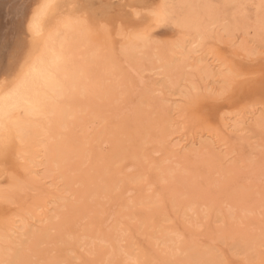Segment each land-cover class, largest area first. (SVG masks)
Masks as SVG:
<instances>
[{
	"label": "rangeland",
	"instance_id": "rangeland-1",
	"mask_svg": "<svg viewBox=\"0 0 264 264\" xmlns=\"http://www.w3.org/2000/svg\"><path fill=\"white\" fill-rule=\"evenodd\" d=\"M243 1H245V0H239V2H242V3H240V5H239V2L229 3L228 5H221L220 4L219 9L217 10V14H214L215 16L213 15V19L210 21V24H209V22H207V24H206V26H207V29L205 32L206 37L204 39H201V40H197V38L195 37V40H197L196 42H195L194 37L192 35L181 33V31H179V29L174 25L162 27L160 29L161 34L159 35L160 39H158V41L160 40L159 42H161L162 46L164 45V43L166 46L164 48L160 45L162 47V51H161V47L158 46V44H159L158 43L157 44L158 47L156 46L153 50H156V49L160 50V51L156 50V51L161 52V53L158 52L159 56L161 54L163 56V57L160 56V58L161 57L164 58V56H167L171 53L172 58H169L171 60V62H169V63L173 64L172 61H174V64H173V66L171 64L166 65V63H164L165 62L164 59L161 58V60H158V59H160L159 56L157 57V55L152 54V52H154V53L156 52V51H152V49L151 50L148 49L151 51V53L148 50H147V53H145V51L142 50L140 53L135 54V56L137 54H139V55H137V58H139L141 53H142V56H140L141 58H144L145 55L147 58H150V56L153 55L154 57L152 56L151 58L155 59V56H156L155 61H152V59L150 58L151 62H154V64L152 63L153 64L152 66L154 67L152 69L150 67V65H151L150 62H147V63H150V65L145 63V61H149V60H145L146 57L144 58L145 61L142 59L143 62L139 58L140 59V60L138 59L140 61V63H139V61L136 59V57L132 58V59H130V58L127 59V58H124L125 56L122 57V54H120V52H119V46L120 45H118V44L123 42V40L121 39V35H118L120 33L119 29L122 28V32H125L129 28L136 25L140 21L139 18H136V16L134 17L132 14H130V12L128 14V10L130 11L129 8L124 7V6H120L118 8H120L122 10H120V9L118 10V8H117V9H114L113 11L108 12L107 14H103L104 16H102V14H101L102 12H100L99 10L96 9V6H94V8L91 9V11L96 10V12L94 13V16H95L94 18L100 17L101 19H99V20L106 22L107 26H109V28L105 27L107 31L104 30L103 34H106V35L110 34L111 35L110 37L108 35V37L111 38V40H112L111 43L114 41L113 43H115L116 45L115 44H112V45L114 46V49L118 50V52H119L116 54L117 56H115V57H117V58H115V62L117 63L118 69H120V70H118V72H120V73L117 72L120 75H118L116 72H113V73H115V75L117 74L116 76H118V77L114 76V74L111 75V73L109 75L107 74L108 79H112V80H110V81L108 80L107 84L108 83L109 84L108 85L106 84V87H105L107 90V91H105V94L106 93L111 94V97H109V99L112 98V96H114L116 94L114 96L115 98L114 97H113L114 99L112 98L113 101L108 99L109 101L107 103L106 98H108V96H110V95L104 94V96H102V97L104 99L106 96V98L103 100L101 97L98 100L99 102L97 101V104H99V105H97V108L99 106H101L102 108L100 107L101 109H99V108L97 109L98 112H97L96 118L93 117L90 119L91 121L89 120L91 123L89 122L88 124H90L92 126V123H93V126L91 127L89 125V127L84 132L81 133L82 136H80V137H82L81 139H83V140H81V141H83V143H81L80 146L76 147L72 151V153H69L72 155V164L70 163L68 165V168H66L67 170L65 169L66 170L65 173H62L63 169H61L60 174H59V172H57L55 174V176H60V177H61V175H63V176L61 178L62 180L59 179V177L57 178L58 180L56 179L57 180L56 182L59 181L58 183H56V185H58V186L55 185L57 187V188H55L56 190H51V191H55V192H53V193L49 192V194H51L50 195L51 197L49 196V194L47 196H49L50 198L45 196L48 192L44 191L43 197L37 198L36 196H33V194H32L33 192L31 193L28 189H26L25 191H28L29 194L27 192H26L27 194L23 193V192H25L24 190L20 191L17 194L19 196L15 197V199H14L15 201L13 204H9V203L0 204V223L1 222L4 223L7 220L10 222L11 220L16 219V220H18V222H17L18 224H20L21 221L26 222V224L27 223L35 224L38 216L43 217V215L46 216L45 225H46V222H48V225H46V228L44 227L45 225L42 226L43 225L42 221L40 223H36V225H35V227H37L36 229H34L35 227H27V231H26L25 235L20 237L21 238L20 241L22 240V242L19 241L20 243H18V245L17 244L8 245L7 248L8 247H10V248H8L7 251H5L6 247L5 248L2 247L4 249V254H5V252H8L9 256H6L8 253L5 254L2 257V260H0V261L5 262V264H29V263L30 264H85V263L86 264H97L98 262H99L98 264H109L111 262H113V263L115 262V264L116 263L117 264H125V263L126 264H138V263L139 264H145V263L149 264L151 261L150 264H154L153 263V260H154L155 264H162V263L163 264H173V263L174 264H180V263L193 264L192 261H194L193 260V258H194L193 253L196 250L195 247H199V245L208 244L211 241V240L209 241V238L211 237L210 235L213 236L215 231H217V230L218 231H217V238L216 239H218V243L222 244L223 242H227L226 246L231 247L232 250H233V248H236V249H234V252H235V250H237L236 252L239 253L237 256V253L230 252L231 251L230 250L229 252L231 254L233 253L232 254L233 256H230V257L233 258L235 256L233 258L235 260H241L238 258H242V261H244L243 263H245L249 260V258H248L249 254H250L249 252L252 251L250 249L249 245L252 244L253 242H259V241L264 240V213H263V211H264V187H263L264 186V183H263L264 171L262 172V170L264 168V166H262V164L264 163V162L262 163V160L264 159V157H263L264 149H262V148H264L263 147L264 146V131H262V130L264 128H261L258 126H249V127L247 126L248 129H246V131H247L246 134H247V137H249L248 140H250L253 143L254 148L256 147L255 149L253 148V145L250 143V141H249L248 145H245V147L240 151H238L239 149L237 150V148H233L232 146H229L230 144L229 145L227 144V147L229 146V148L225 149V147H224L221 152L217 151L221 155L223 154L224 158H222L221 155H219V157H221L222 160L224 159L223 162L220 158L217 157V155H218V153H217V155H215V158L217 160H219L220 162L219 161L217 162L215 159H212V156H211L208 159L210 160V158H211L212 163L210 161H207L208 159L206 160L205 158H203V160H201V161H204V162H202V164L199 163V161H196L198 163V164H196V162H194L193 160L192 161L189 160V163H188V161H185L184 158H182L183 160L181 158L179 159V158H176L174 156H173L174 158H172L173 153H168V152H165L163 150V147L166 146V144H167V140H166L167 137L164 140H162V136H161V134H159V131H160V133L165 132V133H167V135L173 134L170 136V138H173L174 136L179 135V134H182V135L184 134L183 137L188 136L190 134L196 135L197 131H198V134H200L199 133L200 130L202 131L201 133H205L208 131V129H210V130L215 129V128L218 129V127L220 126L222 121H226L228 119H230L232 121L234 118L235 119L240 118L243 115L242 112H244V111H245V115H246L247 112H249V110H252V109H256V108L258 109L259 108L260 110L261 109L264 110V108H263L264 107V100H263L264 99V29H260V26L264 25L263 24L264 20H261V19H264L263 18L264 17L263 16L264 11L262 12V10H264V8H263L264 7V0H262L263 2L260 0L262 3L259 0H246L245 2L249 1L246 4ZM236 3H237V5H236ZM260 4L262 5V7ZM241 5H243V6H241ZM237 6L238 7L240 6V7L238 8ZM231 7H232V9H231ZM236 8H237V11H236ZM259 8H261V9H259ZM240 9L243 11H241ZM116 10L118 11V13ZM259 10L261 11L260 17H258L259 13H260ZM239 11L243 12V14L242 13L240 14ZM222 14H223V16H221ZM214 17H217V18H214ZM118 22H119V28L117 25ZM208 24L210 25V27ZM126 26L129 28H127ZM214 31H215V33H214ZM117 32H119V33L117 34ZM114 33H116L117 35ZM180 35L186 36V37L189 36L191 39L189 37H187V39H185V37L182 38ZM188 39H190V40H188ZM207 39H209V40H207ZM184 40L185 41L187 40V41L184 42ZM183 44H184V46H183ZM189 44H190V46H189ZM193 45H194V47H193ZM185 46L187 48H189V51H188V49H185L187 51V53H185L186 51L183 48ZM191 47H193V48H191ZM163 48L165 50L169 49L170 51L169 50H167V51H168V53L169 52L170 53L166 54L167 52L163 51L164 50ZM178 48H179V50L181 49L182 52H184V54L189 55V53H190V55L191 54L193 55V53H194L196 55V57H201V58L203 56H205V59H209V61H211L212 59H215L216 63H219L221 65L220 69H222V70L220 72L222 74L226 73L225 76L228 75V77H235L236 76V79H237V80L235 79L236 83L234 81L232 82V84L234 83L233 85H236V86L235 87L233 86L234 87L233 88L232 84H229V81L228 82L223 81L224 75H222L220 72H218L217 77H219V79L220 78L221 79L218 80V78L216 77V74H217L216 73L214 75L216 77V80H214V82L211 81V82H213V84H211V82H209V81L212 78L215 79V77L213 76V72H216V71H211V73H212V74H210L211 78H208V77H206L207 74L205 75L204 73L208 72L210 70L209 69L205 70L203 68H200L202 72L205 70L200 75L201 72L199 70V67H197L196 65L198 63V66H201L200 65L201 61H199L197 59H195L194 61L192 59L191 60L189 59L187 62L186 61L182 62L183 67L181 66V68H185L187 70L189 69L188 71L187 70L185 71V69H183V70L179 69L180 67L179 68L175 67L174 65L176 63V59L174 56H176V55H174V51H179ZM172 49H174V50H172ZM190 50H194L195 52L192 53ZM207 50H209V51H207ZM213 51H215L216 53L219 52L220 54L219 53L216 54L214 52L216 54L215 55L213 53ZM148 52L150 54H148ZM163 52H166V53L163 54ZM208 52H210V53L208 54ZM158 53H156V54H158ZM211 53H212V55H211ZM213 54L215 56H218V58L215 57ZM208 56H210V57H208ZM213 56H214V58H212ZM118 59H120V60H118ZM133 59L137 60L138 62H135V63L131 62V61H134ZM156 60L158 61V63L156 62ZM162 60H164V62H162ZM184 62H186V63H184ZM188 62L190 63V66H186L188 64ZM191 62H192V65H191ZM193 62H195V63H193ZM126 63L130 64V65L128 66ZM138 63L140 64V66L139 65L137 66ZM143 63H145V64L143 65ZM132 64H134V67L132 66ZM163 64L166 65V68H164L165 65H163ZM120 65H122V66H120ZM146 65H148V66H146ZM131 66H132V68H130ZM141 66H142V68H141ZM144 66L146 67V70L144 71V73L146 74V72H147V74L146 75L142 74V76H144V83L139 84V82L137 80H135L132 72L133 71L135 72V70H136V72H138L137 74H140V71H137V68L139 67L138 70L141 68L140 69L141 73H143L142 69L144 70ZM160 66L163 69H165L164 71H166V72L164 74L166 76L161 75V74H163V70H162V68H159ZM167 66L170 67L169 68L170 71L172 70L171 74L173 76L170 74L169 69L166 70ZM184 66H186V67H184ZM191 66H193L194 69ZM173 67H175V69H178L179 72L177 70H174ZM133 68H134V70H132ZM148 68L150 71L149 70L147 71ZM196 68H198V69H196ZM125 69H129V71H130L129 74H127L128 70L122 72V70H125ZM195 70H197V72H195V73H197L198 78L200 76L201 77L203 76L204 80H206V81H204L203 78L202 79L199 78L200 81H203L206 84L208 82V84L206 85V89H205L207 94L206 93L204 94L205 90L202 89L205 87L204 86L205 83L202 84L199 81V79H198V81L200 83L196 80L197 77H196V74L194 73ZM175 71H176L177 75L175 74ZM152 72H153V75L151 74ZM156 72H158V73H156ZM173 72H174V74H173ZM178 73H182V75L179 74V76H180L179 77ZM183 73H187L189 75L194 73L195 76H194V74H192L189 77V75L187 76L186 74H183ZM124 74H125V77H124ZM239 74H241V75H239ZM219 75H221V76H219ZM150 76H155V77L158 76L159 77V78H157V81L155 80L156 82H158L157 85H155L156 82L153 81V82H155L154 83L155 87L153 86V82H151L153 80V77H150ZM114 77H115V80L113 79ZM130 77H131V82L129 80ZM187 77H189V78H187ZM127 78H129V79H127ZM224 78H226V77H224ZM163 79H164V81H162ZM126 80H128V81H126ZM239 80H241V81H239ZM127 82H129V84L131 83L132 86L129 85ZM197 83H199V84L197 85ZM214 83H215V85H214ZM201 84L203 85V87H201L202 86ZM209 84H211V88H210ZM149 85H151V86H149ZM198 86H199V88H197ZM131 87H138V88H137V90H136V88H134V90H133ZM144 87H145L144 91H146V93L143 92V89L141 90V88H144ZM147 87H148V89H147ZM151 88H152V90H153V88L157 89V90L156 89L153 90V93H155V94H152V92H151V94L149 93L150 92L149 90H151ZM200 88H201V90H200ZM146 89L148 90V92ZM127 91H129V92H127ZM135 91H137V92L140 91V92L136 93ZM195 91H196V93L198 91H200V92H199V94H195L194 93ZM190 92L194 93L193 95H199V99H197L198 101H194L198 96H196L194 100H193V96H191L192 99L189 98L190 94L192 95V93H190ZM209 92L211 95L212 94L213 95L212 96L209 95ZM133 93H135L136 95L134 94L135 95L134 96ZM201 93H203L205 96L206 95L207 96L205 97L204 95H202V97H201ZM128 95H130V100H129ZM215 95H217L218 97L216 96L217 98H215L214 97ZM256 95H258V96H256ZM143 96L144 97L148 96L147 97L148 99L147 100H146V98L144 99ZM151 96L152 97L157 96V97L152 98ZM180 96H181V98H180ZM208 96H211V97H208ZM224 96H225V98H224ZM117 97L119 98V100L117 99ZM137 97L144 99V100L141 99V101L143 102L144 105H145V101H147L146 104L147 103L149 104V105L147 104L148 107L146 108L145 107L146 105H145L143 108L142 104L137 105V103H139V100H140V99H137ZM149 97H151V99ZM158 97H161L160 100L163 103L160 100L156 101V98L158 99ZM163 97L166 99L164 100ZM182 98H185V100H183ZM187 98H189L190 101ZM152 99H153V101H152ZM178 99H180V100H178ZM101 100L103 102L102 105H100L102 103V102H100ZM136 100L138 101L137 103H135ZM149 100L152 104H154V106L156 105L155 103H157L158 101H160V102H158L159 104L169 105V103H170L172 105H175L173 107H178L179 105L181 106L184 104L183 102H185V101L186 102H192L193 104L190 103V104H192V108H194L193 106H195L194 105L195 103H198L196 108H194L196 110L195 113L198 114L197 115L198 117L194 114L193 115L196 116L195 119H197V120L199 119L200 116L202 118H204V120L202 119V121H203L202 122L201 118H200V123H199V121L195 120L194 123L192 122L189 124H183L181 122L175 123V121L173 122V121L167 120L168 126H167V123L164 124L167 126V127H165V129H166L165 130L164 126L162 125L164 122L160 121V117L159 116L157 117V115H156L157 108L152 107L153 105L150 106L151 104L149 103ZM104 101L107 103V105L105 104ZM164 101H165V103H164ZM115 102H119V103H115ZM112 104H115V105H112ZM125 104H126L127 108L129 109L128 110L129 112L131 111L132 108L134 109L136 107L135 110L138 108V110L136 112L133 110V113L138 112L140 117L143 115L141 113H145L146 110H147L146 114L148 116L150 114L148 112L151 110L150 111L151 112V114H150L151 118L148 116V119L150 118V119L156 120L158 118L159 119L158 121L160 123L158 121H156V125L157 124H160V125H157V127H154L155 125H152V123L155 124V120H154V121H152V123H150L152 126H149L150 124L149 123L147 124V121H145V119L147 120V116H146V118L144 117L146 114H144L141 117V120L138 123L135 122L133 120V117L136 115L135 116L136 118H134V119H136V121H137V119L139 120L140 118H139V116H137L138 114L134 113V115H132V113H130V114H129V112L126 113L127 108H126V110H124V108L126 107V106L124 107ZM105 105L107 108L105 107ZM116 105L117 106L119 105V106L116 107ZM186 105L188 106L189 103L185 104V106ZM261 105L263 107H261ZM149 106L152 107V109L156 108L155 109L156 111L154 112ZM254 106H255V108H253ZM119 107H121V108H119ZM130 107H132V108H130ZM140 107H142L143 109L141 108L142 110L139 111ZM148 108L150 110H148ZM121 109L123 111V114H129V116L127 115L128 117H131V115L133 116L132 119H130V121L131 120L134 121L133 125H132V121L130 123L129 119H126V118H128L127 116L126 117H125V115L121 116V115H123L121 113L122 112ZM194 109H192V110H194ZM117 110L120 113L116 112ZM100 111L103 113H100ZM141 111H144V112H141ZM112 112L116 113L115 116L117 115V113L120 116L118 115V117H115L112 114ZM139 112H141V113H139ZM231 113H232V115H231ZM102 114L105 116L103 119H102V117H103ZM226 116H227V118H226ZM231 117H233V119ZM100 118L102 121H100ZM143 118H144V120H143ZM219 118L220 119L222 118V120H220ZM124 119L128 120V122H127L128 124H124V122L122 121L121 125L122 126L129 125V123H130L129 126H124V127H127V129L126 128L123 129L122 126H119L120 121L124 120ZM150 119H149V122L151 121ZM223 119H226V120H223ZM117 120H119V121H117ZM126 120H125V123H126ZM141 121H143V122L145 121L144 123L147 124V126L149 128L147 130H149L148 131L149 133L143 132L144 128L147 127L146 124H145V127H143L141 130V127H140ZM117 122H119V124ZM207 122H209V123H207ZM115 123H116V125H115ZM134 123H135V129L136 130H134ZM136 123L138 125H136ZM194 124H195V126H193ZM241 124L243 125V123H240L239 125H241ZM113 125H114V128L116 126L115 130L120 128L119 131L120 132L122 131L121 133H124V135H122L119 131L115 132L114 129H112V130L116 134L111 135V133H113V131H111V128L113 127ZM169 125H172L173 127H171ZM158 126H160V127L158 128ZM117 127H119V128H117ZM136 127H138L141 131ZM150 127H151L153 134L150 131ZM152 127L155 128V130ZM170 127H171L172 131L169 129ZM192 127L195 130H192L191 129ZM131 128H132V130H131ZM156 128H157V130H156ZM260 128H261V130H260ZM158 129H159V131H158ZM167 130L171 134L168 133ZM131 131H133V132H131ZM134 132H138V133L135 135ZM155 132H157V133L155 134ZM187 132H188V134H187ZM126 133H128V134H126ZM125 134H126V136H128L127 139H125L126 138ZM148 135H150L151 137H148ZM152 135L157 136V137L160 136L159 138H161L160 140H162V141L160 142L159 138L152 137ZM111 136H113V138H111ZM137 136H138V138H136ZM132 137H133V139H132ZM84 138H86V139H84ZM140 138H142V139L140 140ZM143 138H145V139H143ZM146 139H147V141L145 142ZM150 140H154L155 144L152 141L148 142ZM138 141H139V144H138ZM155 141H157V142H155ZM119 142H120V144H119ZM159 142H160V144L162 142L163 143L160 145V144H158ZM110 143H112V144H110ZM136 143L138 144V147H137ZM150 143H152V144H150ZM115 144L118 146L116 147ZM142 144H143V146H142ZM156 146L158 147V149ZM259 146L261 147V149ZM115 147H116V149H115ZM150 147L153 149H151ZM230 147H231L232 151L230 150ZM112 148H114V149H112ZM131 148L132 149L134 148L133 151H130V150H132ZM138 148L139 149L142 148V151L145 150L146 152L148 151L149 153L148 152L146 153L145 151L142 152ZM246 148H248V149L245 150ZM154 150L157 151L156 152V153H158L157 155L154 152ZM228 150L231 152H229ZM234 150H237V151H234ZM248 150H249V152H248ZM262 150H263V152H262ZM151 151L153 152V154L154 153L155 154L153 155ZM223 151H225V152H223ZM255 151L256 152L259 151L260 154L258 152L256 153ZM130 152H133V153H130ZM140 152L143 154H141ZM164 152H165V154H164ZM238 152H240L239 155H237ZM245 152L248 154V156H247V154H245ZM161 153H162V156H161ZM249 153H250V155H249ZM131 154H136V155L132 156ZM142 155H143V157H142ZM166 155H167V157H166ZM246 156H247V158H246ZM151 158L153 160H150V162L147 163L149 161V159H151ZM139 159L140 160L142 159L143 161L142 160L140 161ZM204 159L207 161V163ZM186 160H188V159H186ZM145 161H147L145 163L146 166L142 163ZM192 162H194V164ZM215 162H217L218 164L220 163V164L219 165L217 163L215 164ZM259 162L261 163L260 167L257 166V165H259ZM245 163H247L248 165H246ZM139 164H141V165H139ZM212 164H215V165L211 167ZM251 164H252V166H251ZM255 164L257 166V169H259V171L257 169L253 170ZM127 165H128V167H127ZM129 165H130V167H129ZM163 165L164 166L166 165V167L163 168ZM220 165L222 168L220 167ZM215 166L218 168L213 169V168H215ZM261 166L263 167L262 170H260ZM138 168H139V170H138ZM162 168L165 169V171L162 170ZM68 169H72V170L68 171ZM156 169L158 171H156ZM152 170H154V171H152ZM166 170H167V172H166ZM252 171H254V173L256 172V175H258L260 173L259 174L260 181H259V179L258 180L256 179L257 176H255L254 173L252 174ZM164 173L166 174V176ZM161 174H162V176H161ZM64 175H66V176L64 177ZM262 175H263V177H262ZM140 176H141V178H140ZM254 177H256V178H254ZM129 178H130V181H129ZM256 181L260 187L257 185V183L256 184L254 183ZM258 181L263 183L262 187ZM107 182H108V184H107ZM137 182H139V183H137ZM147 184H148V186H147ZM170 184H172L174 187ZM167 185H168L169 189L166 187ZM128 187H130V188L132 187L134 189L133 190L131 188L132 192L131 191H130L131 193L128 192L129 194L125 192ZM140 187L143 189L142 190L143 192L141 191V193H135V192H138L139 190H141ZM161 188H163V189H161ZM144 189H146V190H144ZM174 189H176V194H174V196H173L172 194L175 192ZM123 190H125V191L123 192ZM164 190H166V191H164ZM170 190H171V192H170ZM118 191H120V192H118ZM55 193H56V195H55ZM23 194H26V197L23 200H21L20 196ZM139 194H141L140 196L142 198L139 196ZM133 195H137V197H135ZM122 197H124L125 201L122 199ZM132 197L134 200L131 199ZM34 198L36 199L35 200L36 202L33 200ZM43 198H45V199H43ZM48 198H49L48 202L47 203L44 202V200H46ZM119 198H121V199L118 200ZM128 199L130 200V202ZM142 199H144V200H142ZM156 199H158L159 201ZM141 202H142V204H141ZM147 202H150V204L149 203L147 204ZM180 202H182V204ZM116 203H118L119 205H117ZM47 204L49 206L46 209V213H44L45 211L43 209H45L46 207H43V206H45ZM113 206L116 208H114ZM94 207H96V209ZM51 208H53V209H51ZM109 210L110 211L112 210L114 214L112 213L110 216L108 214V213H111ZM47 211H49V213H47ZM81 212L84 214L82 215ZM124 212L126 213L125 215H124ZM142 212L143 213L145 212L144 216L142 215L143 214ZM117 213H118V215H116ZM40 214H42V215H40ZM47 214L52 215L53 218ZM55 214L57 216H55ZM86 214H88V215H86ZM127 214H128V216H127ZM105 216H106V218L109 217V219H108L109 221H107V219H105ZM120 216H121V218H119ZM156 217L159 218V221L157 220L158 218H156ZM212 219H213V221H212L213 229H212V227H210L212 224V223H210ZM104 221L108 222V224H105V226L103 225L105 223ZM116 221H117V223H116ZM110 222L111 223L113 222L114 225L111 224ZM76 223H77V225H76ZM40 225H41V227H40ZM73 225L78 226L79 229H77ZM106 225H108V226H106ZM183 225H185V226H183ZM102 226L104 227V229L102 228ZM133 226H134V228H133ZM229 226L231 229L228 228ZM243 226H247L246 227L247 230H243V231L238 230V229L242 228ZM73 227H74V229H73ZM184 227H185V229H184ZM216 227H217V229L215 230L214 228H216ZM219 227H220V229H218ZM186 228L188 230H186ZM208 229L209 230L211 229V231H213V232H211V231L209 232ZM189 231H190V235H189ZM194 231H196V233H194ZM72 233H73V235H72ZM204 233L206 235H202ZM187 234H188V236H187ZM192 234H193V236H192ZM71 235H72V237H71ZM194 235H197V236L194 237ZM178 236H180V237L178 238ZM184 236H185V238H184ZM208 236H210V237L207 238ZM189 237L191 239L190 241H189ZM205 237H206V240H205ZM197 238L199 239L200 242L201 241L202 242L200 243ZM202 239L204 240V242ZM192 240L193 241L196 240V241L192 242ZM187 242H188V244H190L189 246H188ZM192 243H194L195 245L192 246L193 245ZM147 244L151 245L152 247L147 245ZM184 245H185V247H181ZM247 245L249 246V248ZM13 247L17 250L16 251H15V249L13 250ZM16 247H18V248H16ZM146 247L152 248V250L147 249ZM144 248H145V250H144ZM242 248H246V249L243 250ZM138 249H140V251H138ZM193 249H194V251H193ZM239 249H240V251H238ZM247 249H249V250H247ZM11 250H13V251H11ZM172 250H173V252H172ZM68 251H69V253H68ZM155 251H156V253H155ZM178 251H180V252H178ZM138 254H141V255L138 256ZM127 255H129V256H127ZM132 255H134V256H132ZM5 256L7 257V259ZM76 256L79 258H77ZM135 256H137V258ZM150 256H152L154 259H152V260L149 259ZM244 256H246V258H248L246 261H245L246 258L243 260ZM85 257H86V259H85ZM129 257H131V258L133 257L132 260H128V259H130ZM139 257H141V258H139ZM147 259L149 260V262H147L148 261ZM26 260H27V262H26ZM103 260L104 261L107 260L109 263L107 261L105 263ZM139 260H142L141 263L139 262ZM167 260H169V261H167ZM54 261H56V262H54ZM82 261H84V262H82ZM89 261L91 263H89ZM170 261H173V263ZM113 263H111V264H113ZM2 264H4V263H2Z\"/></svg>",
	"mask_w": 264,
	"mask_h": 264
},
{
	"label": "bare ground",
	"instance_id": "bare-ground-1",
	"mask_svg": "<svg viewBox=\"0 0 264 264\" xmlns=\"http://www.w3.org/2000/svg\"><path fill=\"white\" fill-rule=\"evenodd\" d=\"M245 1H243V2H245ZM38 2H39V0H0V99H2V101H3L4 105H5L6 110L11 113V121L9 123V130H10V135H11V142H10V144L5 149H3L2 154H0V204H2V203L13 204L14 201H15L14 200L15 197H18L19 196L17 194L20 191H23V190L25 191L26 189H28L31 193L33 192L32 193L33 196H36L37 198L38 197H43L44 191L45 192H48L45 195L46 197H49L51 195V194H49V192L50 193L55 192V191H51V190H56L55 188H57L56 186H58V185H56V183L59 182V181L56 182L58 180L57 178L59 177V179H61L62 176H63V175H61V177L60 176H55V174L57 172H59V174H60L61 169H63V172L62 173H65L66 170H67L66 168H68V165L70 163L72 164V155L69 154V153H72V151L76 147L80 146L81 143H83V141H81L83 139H81L82 137H80V136H82L81 133L84 132L89 127L90 124H88V123L91 121L90 119L93 118V117L96 118L97 112H98L97 109L98 108L99 109L102 108L101 106H99L97 108V105H99V104H97V101L102 96H104L105 91H107L106 88H105L106 87V84H107V81L108 80L109 81L112 80V79H108L107 74L109 75L111 73V75L114 74V76H116L118 73H120V72H118V70H120V69H118L117 63L115 62V58H117L115 56H117L116 55L117 53L120 52V54H122V57L125 56L124 58H127V59H129V58L132 59V58H135L136 57V59L138 60L140 58L141 61L143 62V60L146 57V55H145L144 58H141L140 57V56H142V53H141V55L139 56V58H137V55H139V54H137L136 56H135V54L136 53H140L142 50L145 51V53H147V50L148 49H150V50L152 49V51L159 50V49H156V50H153V49L157 46L158 43H159L158 46H160V45L162 46L161 42H159L160 40L158 41V39H160L159 38V35L161 34L160 33V29L162 27L169 26V25L176 26L179 29V31H181V33H185V34H188V35H192L194 37V40H195V37L197 38V40L204 39L206 37L205 36V32H206V29H207L206 24H207V22H209V24H210V21L213 19V15L214 14H217V10L220 7L219 5L220 4L221 5H228L229 3L239 2V0H52V4H51V8H50L49 13L47 14L46 18L43 19L40 27L38 29H35V32H38L39 34H30L29 31H28V29H27L28 19H29V16L32 14L33 8L37 5ZM247 2H249V1H247ZM247 2H245V4ZM240 3H242V2H239V5H240ZM236 5H237V3H236ZM94 6H96V9L97 10H99L100 12H102L101 13L102 16H104L103 14H107L108 12L113 11L114 9H117L120 6H124V7H127V8L130 9V11L128 10V14L130 12V14H132L134 17L136 16V18H139L140 19V21L136 25L132 26L131 28H129V27L126 26L127 28H129L127 31L122 32V28H120L119 29L120 33L117 32V34L119 33L118 35H121V39L123 40V42H121L120 44L117 43L118 45H120L119 46V52H118V50L114 49V46L112 45V44H115V43H113L114 41L111 43L112 40H111V38H109L111 35L108 34L109 35V37H108V35L103 34L104 33V30H106L105 27H108L109 28V26H107V23L104 22V21H100L99 20V19H101L100 17L94 18L95 17L94 16V13L96 12V10H92L91 11V9L94 8ZM241 6H243V5H241ZM261 7H262V5H261ZM119 9L120 8H118V10ZM231 9H232V7H231ZM259 9H261V8H259ZM120 10H122V9H120ZM236 11H237V8H236ZM241 11H243V10H241ZM241 11H239V13L240 14L241 13L243 14V12H241ZM263 11L264 10H262V12ZM117 13H118V11H117ZM260 15H261V11H260L258 17H260ZM221 16H223V14ZM214 18H217V17H214ZM261 20H264V19H261ZM117 25H118V28H119V22L117 23ZM209 27H210V25H209ZM260 29H264V25L260 26ZM214 33H215V31H214ZM114 34H116V33H114ZM181 37L182 38L185 37V39H187V37H189V36H187V37L186 36H181ZM190 39H188V40H190ZM197 40H195V42ZM207 40H209V39H207ZM186 41L184 40V42H186ZM165 46L166 45L164 43V45L162 47L165 48ZM183 46H184V44H183ZM189 46H190V44H189ZM162 47H161V51H162ZM193 47H194V45H193ZM193 47H191V48H193ZM183 48H184V50L185 49H188V51H189V48H187L186 46L183 47ZM174 49H172V50H174ZM61 50L64 53L65 59L63 61L57 63V60H56V57H55L54 53L59 52ZM150 50H148V51H150ZM167 50H169V49H167ZM167 50L164 49L163 51H166L167 53L166 52H163V54L164 53L169 54L170 52L168 53ZM178 50H179V48H178ZM180 50L179 51H174V55H176V56L173 55L175 57V59H176V63H175L174 66L175 67H178V68L180 67L179 69H182V70L185 69V68H181L183 61H186L187 62L189 59L190 60L192 59L193 61L195 59H197V60L201 61V63H200L201 66H198V63L196 62L197 63L196 66L199 67V70L201 72L200 75L205 70H208L209 69L210 71L204 73L205 75L207 74L206 77L211 78V75H210V74H212L211 71H216V72H213V76L217 73L216 74V77H217L218 72H220L222 70V69H220L221 68V65L219 63H216V60L215 59H212L211 61H209V59H205V56H203L202 58L201 57H196V55L193 53V52H195L194 51L195 49L194 50H190L193 53V55L192 54L190 55V53H189L190 56L188 54H184V52H182V50L181 51ZM159 51H156L155 53L152 52V54L157 55V57H158L159 56V53H161ZM207 51H209V50H207ZM214 52L215 51H213V53ZM150 53H151V51H150ZM150 53L148 52V54H150ZM156 53H158V54H156ZM185 53H187V51ZM209 53L210 52H208V54ZM217 53H219V52H217ZM30 55L33 57L32 61H31V65L28 66V67H25L24 70L21 71V66L24 65V62L29 58ZM171 55L172 54L170 53L169 55L164 56V58H162L163 56L161 54L160 55V56H162L161 58L165 60V62H164V60H162V62L166 63V65L171 64V63H169V62H171V60L169 59V58H172ZM211 55H212V53H211ZM152 56H150V58ZM160 56H159V58H160ZM214 56L212 58H214ZM208 57H210V56H208ZM215 57L218 58V56H215ZM150 58H147L146 57L145 60H149V61H145V60L144 61H145V63L150 62L151 65H150V63H147V64H149L150 67H151V69H152V68H154L152 66L154 64V62H151ZM161 58L160 59L157 58V59L158 60H161ZM151 59H152V61H155L156 56H155V59H153V58H151ZM118 60H120V59H118ZM133 60L134 61H131V62H134L135 63V62H138L139 61V60L137 61L135 59H133ZM156 62L158 63L157 60H156ZM172 62L174 64V61H172ZM186 62H184V63H186ZM139 63H140V61H139ZM139 63L137 64V66L138 65L140 66ZM145 63H143V65ZM193 63H195V62H193ZM173 64H171V65L173 66ZM127 65L129 66L130 64H127ZM163 65H165V64H163ZM166 65L164 66V68H166ZM191 65H192V62H191ZM120 66H122V65H120ZM132 66L134 67V64H132ZM132 66L130 68H132ZM146 66H148V65H146ZM161 66L159 68H162L163 67V66L162 67ZM169 66H167V69L166 70H168L171 67V66L170 67ZM186 66H190V63L188 62V64ZM186 66H184V67H186ZM175 67H173L174 70H177L178 71V69H175ZM191 67H193V66H191ZM138 68H137V71H140V74H137L138 72H136V70H135L136 73L134 71L132 73L134 75L135 80H137L139 82V84L140 83H144V76H142V74H145L144 71L146 70V67L144 66V70L142 69L143 73H141V70H140L142 68V66H141V68L139 70H138ZM200 68H203L205 70L202 72ZM193 69H194V67H193ZM196 69H198V68H196ZM126 70H128V73L127 72L126 73L129 74V72H130L129 69L122 70V72L123 71H126ZM132 70H134V68ZM148 70H149V68L147 69V71ZM162 70H163V74H161V73L160 74L161 75H165L164 74L166 72V71H164L165 69L162 68ZM186 70L187 69H185V71ZM169 71H170V69H169ZM171 71H170V74L172 73ZM113 72H116V73L118 72V73L115 75V73H113ZM195 72H197V70H195L194 73ZM156 73H158V72H156ZM194 73H192V74H194ZM146 74H147V72H146ZM151 74L153 75V72ZM173 74H174V72H173ZM175 74H176V71H175ZM179 74L182 75V73H178V76H179ZM183 74H186L187 76L189 75L187 73H183ZM192 74H190V75H192ZM195 74H196V77H197L198 76L197 73H195ZM195 74H194V76H195ZM53 75L55 76V79L52 78ZM118 75H120V74H118ZM190 75H189V77H190ZM222 75H224V77H226V78L223 77V79H224L223 81H226V82L229 81V84H232L233 81L236 83V80H237L236 79V76L235 77H228V75L225 76L226 73L225 74H222ZM239 75H241V74H239ZM219 76H221V75H219ZM116 77H118V76H116ZM124 77H125V74H124ZM150 77H153V80L151 82H153L155 80L157 81V78H159L158 76L157 77L150 76ZM189 77H187V78H189ZM216 77H215V79L212 78L209 82H211V81L214 82V80H216ZM199 78L202 79L203 76L202 77L200 76ZM199 78L197 77L196 80L198 81ZM217 78H218V80L221 79V78L219 79V77H217ZM113 79L115 80V77ZM127 79H129V78H127ZM200 79H199V81H200ZM129 80L131 82V77H130ZM203 80H204V78H203ZM126 81H128V80H126ZM162 81H164V79ZM204 81H206V80H204ZM239 81H241V80H239ZM155 82H153V86L154 87L158 83V82H156V84L154 85ZM200 82L202 84L205 83L203 81H200ZM213 82H211V84H213ZM127 83L129 84V82H127ZM199 83H197V85ZM207 84H208V82H207ZM207 84L205 83V85H204L205 87L202 88V89L205 90ZM211 84H209L210 85V88H211ZM233 84H232V87L233 86L235 87L236 85H233ZM129 85H131V83ZM214 85H215V83H214ZM149 86H151V85H149ZM201 87H203V85ZM131 88L133 90H134V88H136V90H137L138 87H131ZM197 88H199V86ZM142 89H143V92L146 93V91H144L145 87L144 88H141V90ZM147 89H148V87H147ZM154 89H156V88H153V90ZM153 90L151 88V90H149L150 91L149 93L151 94V92H152V94H155V93H153ZM200 90H201V88H200ZM127 92H129V91H127ZM135 92L136 93H139L140 91L139 92L135 91ZM147 92H148V90H147ZM199 92L200 91H198L196 93V91H195L194 93L195 94H199ZM190 93H192V92H190ZM194 93H192V95L190 94V96L189 95L188 96L191 99H192L191 96H193V100L195 99L196 96H198L194 100V101H198L197 99H199V95H193ZM205 93H206V90L204 91V94ZM106 94L108 95L109 93H106ZM134 94L135 93H133V95ZM204 94L201 93V97ZM109 95L110 96H108V98H106V96H105V98L107 99V103H108L109 100H112V98L116 94L114 96H112V98H110V99H109V97H111V94H109ZM209 95H211L210 92H209ZM45 96H47V97L50 98V102L48 103L47 108L45 109V111L43 112V114H35L34 110L37 107L38 102L43 97H45ZM128 96H129V100H130V95H128ZM211 96H208V97H211ZM216 96L217 95H215L214 97L217 98L218 96L217 97ZM256 96H258V95H256ZM147 97H144L143 96V98L144 99L146 98V100L148 99ZM151 97H149V98L151 99ZM154 97H157V96H153L152 98H154ZM143 98L137 97V99H140V100H139V103H137L138 102L137 100L135 101V103H137V105L138 104H142L143 105V108L146 105L145 107L147 108L149 104L147 103L148 104L147 105L146 104L147 101H145V105H144L143 102L141 101V99L144 100ZM160 98L161 97H158V99L156 98V101L157 100H160ZM180 98H181V96H180ZM189 98H187V99L189 100ZM224 98H225V96H224ZM102 99H103V97H102ZM117 99L119 100L118 97H117ZM165 99L166 98H164V100ZM182 99L185 100V98H182ZM178 100H180V99H178ZM152 101H153V99H152ZM160 101H158V102H160ZM100 102H102V100ZM119 102H115V103H119ZM158 102L155 103L156 105L154 106V104H152L150 102V100H149V103L151 104L150 106L153 105L152 107H156L157 108V113L158 114L156 113V115H157V117L158 116L160 117V121L164 122L162 124L164 126V129H165V127L168 126L167 120L168 121L170 120V121H173V122L175 121V123H177V122L180 123L181 122L183 124H189V123H192V122L194 123L195 120H197V119H195V117L198 114L195 113L196 110L194 108H196V106H197L198 103H195L194 102L195 103L194 104L195 106H193L194 108H192V104H193L192 102H186L185 101V102H183L184 103L183 105H181V106L179 105L178 107H173L175 105H172L170 103H169V105H167V104L165 105V104H159ZM107 103L105 102L106 105H107ZM164 103H165V101H164ZM187 103H189V105L188 106L186 105L187 106L186 107L185 104H187ZM190 103H192V104H190ZM102 104H103V102L100 105H102ZM106 105H105V107H106ZM112 105H115V104H112ZM118 106L116 105V107H118ZM125 106H126V104L124 105V107ZM132 107H130V108H132ZM152 107H150V108L152 109ZM261 107H263V106L261 105ZM119 108H121V107H119ZM126 108H127V106L124 108V110H126ZM135 108L134 109L132 108L130 112L128 111L129 109L127 108V112L126 113L129 112V114L132 113V115H134V113L138 110V108L136 110H135ZM141 108L142 107L139 108V111L143 109V108L142 109ZM156 108H154L152 110L155 112L156 111L155 110ZM253 108H255V106ZM122 109H121V111H122ZM192 109H194V110H192ZM118 110L116 112H119ZM133 110L135 111L134 113H133ZM148 110H150V109L148 108ZM150 111L148 113L151 114ZM141 112H144V111H141ZM141 112H139V113H141ZM146 112H147V110H146ZM146 112L145 113H141V114L144 115V114H146ZM100 113H103V112L100 111ZM121 113L123 114V111ZM112 114L115 116L116 113L115 112L114 113L112 112ZM129 114H123L121 116H124L125 115V117H126L127 115L129 116ZM135 114H138V112L135 113ZM150 114L148 116L151 118V115ZM193 114L196 115V116H194ZM242 114L243 115L240 118H238V119H235L234 118L235 120L233 119V117H231L233 119L232 121L230 119H228V120L223 119V120H226V121H222L221 124H220L221 127L219 126L220 128L218 127V129L217 128L211 129V130L208 129V131L205 132V133H201L202 131L200 130L199 131L200 134H198V131H197V134L196 135H191L190 134L191 136L188 135L189 137L188 136L183 137L184 134L182 135V134H179L178 133L179 135H176L173 138H170V136L173 135V134H171L169 132L170 130L172 131V129H171V127H173L172 125H169V126H171L169 128L170 130L169 129H168L169 131L167 130L168 133L171 134V135L168 134L169 136L165 132H161L160 133V131L158 129L159 134H161V136H162V140H164L167 137V139H166L167 140V144H166V146L163 147V150L165 152H168V153H173L172 158H174V157L179 158V159L180 158L181 159L184 158V160L185 161H188V163H189V160H191V161L193 160L194 162L199 161V163L202 164V162H204V161H201V160H203V158H205L207 160L211 156H212V159H215L218 162L219 160H217L215 158V155H217V153H218L217 157L222 160V158H224V156H223V154L221 155L219 152H221L224 147L226 149V148H229V146H232L233 148H237V150L239 149L238 151H240V150H242L245 147V145H248V143H249L250 140H248L249 137H247V134H246V132H247L246 129H248L247 126L248 127L249 126H258V127L264 128V110L263 109L260 110L259 108L258 109L256 108V109L249 110V112H247L246 115H245V111L242 112ZM118 115L119 114L117 113V115L115 117H118ZM132 115H131V117H128L127 116L128 118H126V119H129V122L130 123L132 121V120L130 121V119H132V117H133ZM231 115H232V113H231ZM135 116L133 117V120L138 123L141 120V117L142 116L140 117L139 114H138L137 116H139L140 119L139 120L137 119V121H136V119H134V118H136ZM146 116H147V114L144 117L146 118ZM148 116H147V120L145 119V121H147V124L148 123L150 124L155 119H150L149 118L151 120L149 122ZM104 117L105 116L103 115L102 119ZM200 118H201V121H202V119L204 120V118H202L200 116L199 119L197 120V121H199V123H200ZM222 118L221 119L219 118V119L222 120ZM226 118H227V116H226ZM126 119L121 120L120 121V124H119V122H117L119 124V126H122L121 125V122L122 121L124 122V124H128L127 123L128 120H126ZM125 120H126V123H125ZM143 120H144V118H143ZM158 120L159 119L157 118L155 120V124L152 123V125H155L154 127H157V125H160V124H157L156 125V121H158ZM100 121H102L101 118H100ZM117 121H119V120H117ZM134 121H132V125H133V122ZM144 122L143 121L140 122V125L141 126L140 125L139 126L141 127V130H142L143 127H145V124L146 123H144ZM130 123H129V125H130ZM137 123H136V125H138ZM166 123H167V126L164 125ZM207 123H209V122H207ZM240 123H243L244 126L242 124L239 125ZM147 124H146V126H147ZM115 125H116V123H115ZM129 125H124V126H129ZM152 125L150 124L149 126H152ZM92 126H93V123H92ZM124 126H122L123 129L124 128L127 129V127H124ZM193 126H195V124ZM159 127L160 126H158V128ZM117 128H119V127H117ZM136 128H138V127H136ZM261 128H260V130H261ZM112 129H114L115 132H117V131L120 130V128L117 129V130H115L116 129V126L114 128V125L111 128V131H113ZM145 129L146 130L149 129L148 126L146 128H144V130ZM153 129L155 130V128H153ZM191 129L192 130H195L193 127ZM131 130H132V128H131ZM134 130H136L135 129V123H134ZM144 130H143V132H148L149 131V130H147V131L146 130L144 131ZM156 130H157V128H156ZM114 131H113V133H111V135H113V134L115 135L116 134V133H114ZM150 131L152 133L151 127H150ZM262 131H264V129ZM131 132H133V131H131ZM138 132H134L135 135ZM157 132H155V134ZM121 134L124 135V133H121ZM126 134H128V133H126ZM126 134H125V136H126ZM187 134H188V132H187ZM127 137L128 136H126L125 139H127ZM148 137H151V136L148 135ZM152 137H157V136H153L152 135ZM159 137L160 136H158L157 138H159ZM111 138H113V136H111ZM136 138H138V136ZM84 139H86V138H84ZM132 139H133V137H132ZM141 139L142 138H140V140ZM143 139H145V138H143ZM160 139L161 138H159V140ZM162 140H160V142ZM139 141H138V144H139ZM146 141H147V139L145 140V142ZM151 141L154 143V140H150L148 142H151ZM155 142H157V141H155ZM160 142L158 144H160ZM250 143L253 145V143L251 141H250ZM110 144H112V143H110ZM119 144H120V142H119ZM138 144L136 143L137 147H138ZM150 144H152V143H150ZM227 144L228 145L230 144V145L227 147ZM115 146L117 147L118 145L115 144ZM142 146H143V144H142ZM116 147H115V149H116ZM253 148H254V145H253ZM112 149H114V148H112ZM133 149L130 150V151H133ZM151 149H153V148H151ZM157 149H158V147H157ZM247 149L248 148H246L245 150H247ZM260 149H261V147H260ZM262 149H264V148H262ZM139 150L142 151V148L139 149ZM230 150L232 151L231 147H230ZM237 150H234V151H237ZM143 151H145V150H143ZM217 151H219V152H217ZM225 151H223V152H225ZM231 151H229V152H231ZM154 152L156 153L157 151L154 150ZM165 152H164V154H165ZM248 152H249V150H248ZM257 152L260 154L259 151H257ZM262 152H263V150H262ZM130 153H133V152H130ZM239 153L240 152H238L237 155H239ZM141 154H143V153H141ZM152 154H153V152H152ZM157 154L158 153H156V155ZM245 154H247V153L245 152ZM131 155L133 156V155H136V154H131ZM219 155H221L222 158L219 157ZM249 155H250V153H249ZM161 156H162V153H161ZM247 156H248V154H247ZM247 156H246V158H247ZM142 157H143V155H142ZM166 157H167V155H166ZM263 157H264V155H263ZM186 159H188V160H186ZM150 160H153V159L151 158V159H149L148 162L145 161V162H142V163L145 165V163L146 162L149 163ZM207 161H210L212 163L211 158H210V160L208 159ZM207 161H206V163H207ZM223 161H224V159L222 160V162ZM194 162H192V163L194 164ZM217 162H215V164ZM263 162H264V159L262 160V163ZM196 164H198V163L196 162ZM215 164H212L211 167L214 166ZM245 164L248 165L247 163H245ZM263 164H262V166H264ZM139 165H141V164H139ZM260 165H261V163L259 162V165H257V166L260 167ZM251 166H252V164H251ZM255 166H256V164H255ZM255 166H254V169L253 170H256L257 169V166L256 167ZM262 166H261V169L260 170H262V168H263ZM127 167H128V165H127ZM129 167H130V165H129ZM164 167H166V165L165 166L163 165V168ZM220 167H221V165H220ZM163 168H162V170L165 171V169H163ZM216 168H218V167L215 166V168H213V169H216ZM69 170L71 171L72 169H68V171ZM138 170H139V168H138ZM167 170H166V172H167ZM257 170L259 171V169H257ZM152 171H154V170H152ZM156 171H158V170L156 169ZM263 171H264V168H263L262 172ZM253 173H254V171H252V174ZM254 174H255V176H257V178L256 177H254V178H256L258 180L260 173L258 175H256V172H255ZM65 176L66 175H64V177ZM161 176H162V174H161ZM165 176H166V174H165ZM262 177H263V175H262ZM140 178H141V176H140ZM129 181H130V178H129ZM259 181H260V179H259ZM137 183H139V182H137ZM254 183L256 184L257 181L254 182ZM259 183L261 184V187H262V184L264 183V180H263V183H261V182H259ZM107 184H108V182H107ZM170 185H172V184H170ZM257 185L259 186L258 183H257ZM147 186H148V184H147ZM166 187L169 189L168 185ZM131 188L128 187L126 189V191L123 190V192L125 191L126 193H128V192H130L133 189V188L132 189ZM161 189H163V188H161ZM142 190L143 189L141 188V190H139L140 192L138 191V192H135V193H141ZM144 190H146V189H144ZM174 190H175V192L172 194L173 196H174V194H176V189H174ZM164 191H166V190H164ZM26 192L28 193V191H25L23 193H26ZM118 192H120V191H118ZM170 192H171V190H170ZM26 194L21 195L20 196V199L23 200L26 197ZM48 194H49V196H47ZM55 195H56V193H55ZM140 195L141 194H139V196ZM133 196L137 197V195H133ZM35 198L33 199L34 201L36 200ZM49 198L46 199V200H44V202L47 203L48 200H49ZM43 199H45V198H43ZM120 199L121 198H119L118 200H120ZM122 199L124 200V197H122ZM131 199H133V197ZM142 200H144V199H142ZM156 200H158V199H156ZM129 202H130V200H129ZM148 203L150 204V202H147V204ZM180 203L182 204V202H180ZM116 204L119 205L118 203H116ZM141 204H142V202H141ZM48 206H49L48 204L45 205V206H43V207H46L45 209H43L45 211L44 213H46V209H47ZM94 208L96 209V207H94ZM114 208H116V207H114ZM51 209H53V208H51ZM110 212L111 213H108V214L111 216V214L113 213V211L111 210ZM47 213H49V211H47ZM263 213H264V211H263ZM83 214L84 213H82V215ZM125 214L126 213L124 212V215ZM144 214H145V212L142 215L144 216ZM40 215H42V214H40ZM47 215H50V214H47ZM86 215H88V214H86ZM116 215H118V213ZM50 216L53 218L52 215H50ZM55 216H57V215L55 214ZM127 216H128V214H127ZM45 218H46V216H44V215H43V217H39L38 216V218L36 219L35 224H33V223H27L26 224V222H23V221H21V223L18 224L17 223L18 220H16V219L11 220L10 222L8 220L6 222H4V223L1 222L0 223V244H1L0 245V260H2V257L5 254L8 253V252H5V254H4V249L3 248L6 247L5 248L6 249L5 251H7L8 248H10V247L7 248L8 245H13V244H17L18 245V243L22 242V240L20 241V239H21L20 237H22L23 235H25V233L27 231V227H35L36 223H40L41 221L43 223V225L42 224L41 225L44 226L45 225V220H46ZM119 218H121V216ZM156 218H158V217H156ZM105 219H107V221H109L108 220L109 217L106 218V216H105ZM157 220L159 221V218ZM212 221H213V219L211 220L210 223H212ZM113 222L112 223L110 222V223L113 224ZM116 223H117V221H116ZM105 224H108V222H105L103 225L105 226ZM41 225H40V227H41ZM46 225H48V222H46ZM46 225L44 226L45 228H46ZM76 225H77V223H76ZM76 225L75 226L73 225V226L76 227L77 229H79L78 226H76ZM212 225H213V223L211 224L210 227H212ZM106 226H108V225H106ZM183 226H185V225H183ZM74 227H73V229H74ZM246 227L247 226H243L242 228H240L238 230H240V231L247 230ZM36 228L37 227H35L34 229H36ZM102 228L104 229L103 226H102ZM133 228H134V226H133ZM228 228H230V226ZM184 229H185V227H184ZM212 229H213V227H212ZM214 229L216 230L217 227L214 228ZM218 229H220V227ZM186 230H188V229L186 228ZM196 231H194V233H196ZM210 231H211V229L209 230V232ZM217 231H215V233H214L213 236L210 235L211 237L210 236L207 237V238H209V237L211 238V239L209 238V241L210 240L211 241L208 244L199 245V247H195L196 250L193 253L194 254L193 260L194 261H192L193 264H264V240L259 241V242H253L252 244L249 243L250 245L248 244L250 246V249L252 251H250V252L248 251L250 253L249 256H248L249 260L247 262L243 263L244 261H242V258H238V259H241V260H235V259H233L235 256L233 258L230 257V256H233L232 255L233 253L231 254L230 252H234V249H236V248H233V250H232L231 247L226 246L227 245V242H223L222 244L218 243V239H216L217 238ZM211 232H213V231H211ZM193 234H192V236H193ZM72 235H73V233H72ZM72 235H71V237H72ZM189 235H190V231H189ZM202 235H206V234L204 233ZM187 236H188V234H187ZM195 236H197V235H194V237ZM179 237L180 236H178V238ZM184 238H185V236H184ZM190 240L191 239L189 237V241ZM205 240H206V237H205ZM195 241L192 240V242H195ZM198 241H199V239H198ZM203 242H204V240H203ZM187 244H188V242H187ZM192 244H193L192 246L195 245L194 243H192ZM147 245H149V244H147ZM189 245L190 244H188V246ZM149 246H151V245H149ZM249 246H248V248H249ZM14 247H13V250L15 249ZM181 247H185V245L184 246H181ZM16 248H18V247H16ZM147 249L152 250V248H147ZM242 249L244 250L246 248H242ZM13 250H11V251H13ZM16 250L17 249H15V251ZM144 250H145V248H144ZM247 250H249V249H247ZM138 251H140V249H138ZM193 251H194V249H193ZM236 251L237 250H235L234 253H237ZM238 251H240V249ZM172 252H173V250H172ZM178 252H180V251H178ZM68 253H69V251H68ZM155 253H156V251H155ZM238 254L239 253H237V256H238ZM140 255L141 254H138V256H140ZM6 256H9V253ZM127 256H129V255H127ZM132 256H134V255H132ZM135 257L137 258V256H135ZM141 257H139V258H141ZM77 258H79V257H77ZM129 258L130 259H128V260H132L133 257L132 258L129 257ZM245 258H246V256L243 257V260ZM248 258H246L245 261ZM6 259H7V257H6ZM85 259H86V257H85ZM149 259L152 260L154 258L152 256H150ZM84 261H82V262H84ZM106 261H104V262L106 263ZM141 261L142 260H139L140 263H141ZM167 261H169V260H167ZM1 262L2 261H0V263ZM26 262H27V260H26ZM54 262H56V261H54ZM147 262H149V260ZM170 262L173 263V261H170ZM2 263L5 264V262H2ZM89 263H91V262L89 261ZM111 263H113V262H111ZM111 263H109V264H111ZM150 263H151V261H150ZM153 263L155 264L154 260H153ZM113 264H115V262ZM145 264H147V263H145ZM180 264H186V263H180Z\"/></svg>",
	"mask_w": 264,
	"mask_h": 264
},
{
	"label": "snow or ice",
	"instance_id": "snow-or-ice-1",
	"mask_svg": "<svg viewBox=\"0 0 264 264\" xmlns=\"http://www.w3.org/2000/svg\"><path fill=\"white\" fill-rule=\"evenodd\" d=\"M52 4V0H39L37 5L33 8L32 14L29 16L27 29L30 34H39L35 32V29H38L43 21L46 18L47 14L50 11ZM170 19V18H169ZM57 63L63 61L65 59L63 51H59L54 53ZM33 57L30 55L29 58L24 62V65L21 66V71L24 70L25 67L31 65ZM55 79V76L52 77ZM50 102V98L45 96L39 102L37 107L35 108V114H43L45 109ZM11 121V113L8 112L5 108V105L0 99V154H2L3 149H5L11 142V135L9 130V123Z\"/></svg>",
	"mask_w": 264,
	"mask_h": 264
}]
</instances>
